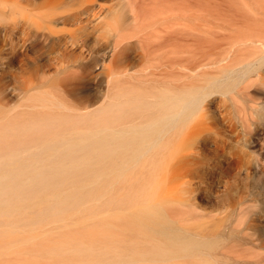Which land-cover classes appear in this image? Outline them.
<instances>
[{"label":"bare ground","instance_id":"bare-ground-1","mask_svg":"<svg viewBox=\"0 0 264 264\" xmlns=\"http://www.w3.org/2000/svg\"><path fill=\"white\" fill-rule=\"evenodd\" d=\"M200 1L0 0V264H264V0ZM29 41L104 99L9 78Z\"/></svg>","mask_w":264,"mask_h":264},{"label":"rangeland","instance_id":"rangeland-1","mask_svg":"<svg viewBox=\"0 0 264 264\" xmlns=\"http://www.w3.org/2000/svg\"><path fill=\"white\" fill-rule=\"evenodd\" d=\"M160 1L161 0H148V8L158 10L160 8ZM200 5L203 7L210 6L213 9L220 7L218 3L208 2L206 0H203V2L200 1ZM108 35L109 34H102L101 37L97 39L92 38L87 40V44L92 48V55H98L99 50L103 52L104 49L102 48L108 45ZM90 48L87 50L84 48L82 51L81 47H76L74 50L81 54L87 53ZM49 49V46L46 44L44 45L42 41L26 42V45L23 47V50L26 53L25 63L21 66L17 59H14L12 63H9L8 66L11 68L8 74L9 78H12L13 72L18 75L17 79H23L24 76L33 74L35 83L41 85L44 89L55 92L59 97L63 98V100H69L70 103L75 104H80V95L85 101V103H82L81 105L89 106L90 108L96 104V102H101L104 99L103 94L108 87L107 71H109V67L113 65L109 59H107L106 63L102 59L94 62L88 70H85L82 67V60L70 64L65 63L66 67H74L76 71L73 74L74 78L72 77L69 80L71 83L70 86L74 87L78 92V95L76 93L73 95L69 90H65L64 84L59 83V79H57L58 75L55 72L56 61L52 54L49 53ZM1 55L5 54L1 53ZM134 59L138 60L136 57H134ZM37 91L38 89L36 88L27 93L15 92V94L11 96L8 107L15 108L22 100H27L29 94L36 93ZM257 149H261V144H259ZM261 151L260 152L264 157V149ZM253 170H255L256 177L260 178L261 181H264V162L259 163L258 168H252V171ZM22 257H24L23 254L9 255L5 258V262H18Z\"/></svg>","mask_w":264,"mask_h":264}]
</instances>
